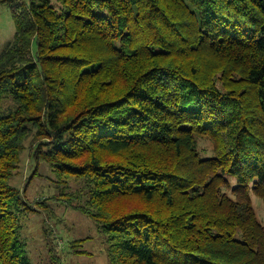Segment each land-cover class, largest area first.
<instances>
[{
  "label": "trees",
  "instance_id": "trees-1",
  "mask_svg": "<svg viewBox=\"0 0 264 264\" xmlns=\"http://www.w3.org/2000/svg\"><path fill=\"white\" fill-rule=\"evenodd\" d=\"M1 3L0 264H33L39 166L95 220L109 264H264V0Z\"/></svg>",
  "mask_w": 264,
  "mask_h": 264
},
{
  "label": "rangeland",
  "instance_id": "rangeland-1",
  "mask_svg": "<svg viewBox=\"0 0 264 264\" xmlns=\"http://www.w3.org/2000/svg\"><path fill=\"white\" fill-rule=\"evenodd\" d=\"M13 31L14 21L9 4L1 3L0 53L11 40ZM200 147L205 148L203 151L205 154H210L211 146L207 140H201ZM18 167L10 183L23 188L27 176L33 170L28 150L22 153ZM38 169L41 175L28 181L24 188L25 197L31 205L38 197L45 198L50 207L47 208L48 212L41 209L37 212L30 211L23 216L22 238L26 242L31 262L33 264H109L107 244L98 231L95 220L80 210L67 206L63 200L54 199L53 195H57V187L50 178L51 173L46 172L45 167L39 166ZM50 196L52 197L48 198ZM250 196L256 215L264 225L262 200L253 193H250ZM47 225L52 230L50 238L56 234V239H51L52 241L45 236L43 226L47 228ZM50 242H55L57 250L53 251L49 248Z\"/></svg>",
  "mask_w": 264,
  "mask_h": 264
}]
</instances>
